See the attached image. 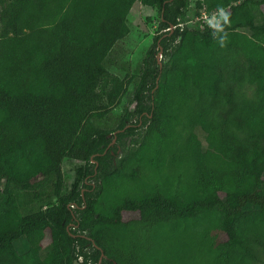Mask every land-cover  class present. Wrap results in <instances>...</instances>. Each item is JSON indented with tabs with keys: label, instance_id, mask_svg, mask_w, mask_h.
<instances>
[{
	"label": "trees",
	"instance_id": "trees-1",
	"mask_svg": "<svg viewBox=\"0 0 264 264\" xmlns=\"http://www.w3.org/2000/svg\"><path fill=\"white\" fill-rule=\"evenodd\" d=\"M136 2L158 27L120 77ZM196 4L223 16L0 0V264H264V0Z\"/></svg>",
	"mask_w": 264,
	"mask_h": 264
},
{
	"label": "rangeland",
	"instance_id": "rangeland-1",
	"mask_svg": "<svg viewBox=\"0 0 264 264\" xmlns=\"http://www.w3.org/2000/svg\"><path fill=\"white\" fill-rule=\"evenodd\" d=\"M197 0H191L189 19L192 25L195 23H200L201 25L215 24L218 23L222 14L203 13V10H197ZM224 10V9H222ZM199 12V14H197ZM221 12V11H220ZM159 15L155 8L147 7L136 2L128 16V25L130 28V34L119 41L111 53V59L113 61L114 67L111 71L120 77H124L127 72L134 74L138 72L142 66L144 57L153 43L154 35L158 27ZM160 59L163 58L159 55ZM133 90V87H131ZM131 95L124 98L120 107L114 109L111 113L113 119H117L124 110V107L130 105ZM134 107V104L131 105ZM80 161L66 159L63 162V172L65 176V185L68 189L74 178V170L76 167L81 165ZM137 217V213H124V219L128 220Z\"/></svg>",
	"mask_w": 264,
	"mask_h": 264
},
{
	"label": "water",
	"instance_id": "water-1",
	"mask_svg": "<svg viewBox=\"0 0 264 264\" xmlns=\"http://www.w3.org/2000/svg\"><path fill=\"white\" fill-rule=\"evenodd\" d=\"M159 55H162V49H161V52L158 54V56H157V59H158V63L160 64V66H162V62H161V59H160V56ZM115 141V140H114ZM105 257V255H104V253H102V256H101V258H100V261H99V263H101L102 262V260H103V258Z\"/></svg>",
	"mask_w": 264,
	"mask_h": 264
},
{
	"label": "built area",
	"instance_id": "built-area-1",
	"mask_svg": "<svg viewBox=\"0 0 264 264\" xmlns=\"http://www.w3.org/2000/svg\"><path fill=\"white\" fill-rule=\"evenodd\" d=\"M203 11H204L203 13H205V14L208 13L206 10H203ZM220 11H221V12H220ZM218 13H219V14H222V13H224V10L220 9V10H218V11L215 12V14H218ZM222 15H223V14H222Z\"/></svg>",
	"mask_w": 264,
	"mask_h": 264
}]
</instances>
